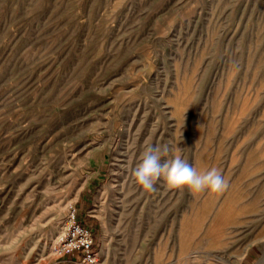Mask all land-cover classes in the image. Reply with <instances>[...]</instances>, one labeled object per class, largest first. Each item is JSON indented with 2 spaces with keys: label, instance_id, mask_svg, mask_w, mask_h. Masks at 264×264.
<instances>
[{
  "label": "rangeland",
  "instance_id": "rangeland-1",
  "mask_svg": "<svg viewBox=\"0 0 264 264\" xmlns=\"http://www.w3.org/2000/svg\"><path fill=\"white\" fill-rule=\"evenodd\" d=\"M148 146L227 187L144 190ZM73 208L101 264H264V0H0V264Z\"/></svg>",
  "mask_w": 264,
  "mask_h": 264
},
{
  "label": "clouds",
  "instance_id": "clouds-1",
  "mask_svg": "<svg viewBox=\"0 0 264 264\" xmlns=\"http://www.w3.org/2000/svg\"><path fill=\"white\" fill-rule=\"evenodd\" d=\"M167 153L166 146L163 149L160 146H148L132 170L135 183L146 191H154L156 181L161 179L168 190L187 187L193 193H214L227 187V181L217 168L199 174L179 155L172 159H162Z\"/></svg>",
  "mask_w": 264,
  "mask_h": 264
},
{
  "label": "built area",
  "instance_id": "built-area-1",
  "mask_svg": "<svg viewBox=\"0 0 264 264\" xmlns=\"http://www.w3.org/2000/svg\"><path fill=\"white\" fill-rule=\"evenodd\" d=\"M53 252L60 258L71 257L78 264H101L94 250V233L76 215L73 208L68 216L65 230L53 245Z\"/></svg>",
  "mask_w": 264,
  "mask_h": 264
},
{
  "label": "crops",
  "instance_id": "crops-1",
  "mask_svg": "<svg viewBox=\"0 0 264 264\" xmlns=\"http://www.w3.org/2000/svg\"><path fill=\"white\" fill-rule=\"evenodd\" d=\"M58 264H78L71 257L63 258Z\"/></svg>",
  "mask_w": 264,
  "mask_h": 264
},
{
  "label": "bare ground",
  "instance_id": "bare-ground-1",
  "mask_svg": "<svg viewBox=\"0 0 264 264\" xmlns=\"http://www.w3.org/2000/svg\"><path fill=\"white\" fill-rule=\"evenodd\" d=\"M123 194V193H122Z\"/></svg>",
  "mask_w": 264,
  "mask_h": 264
}]
</instances>
